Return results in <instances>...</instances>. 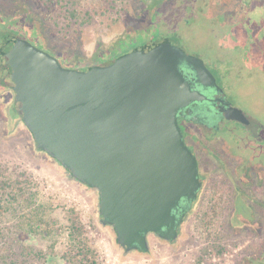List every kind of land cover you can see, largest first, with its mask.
Listing matches in <instances>:
<instances>
[{"label": "rangeland", "instance_id": "1", "mask_svg": "<svg viewBox=\"0 0 264 264\" xmlns=\"http://www.w3.org/2000/svg\"><path fill=\"white\" fill-rule=\"evenodd\" d=\"M187 1L178 0L179 6L186 7ZM245 1L253 3V6L247 7L244 0H229L230 5L227 2L228 5L220 8L224 9L222 15L234 25L232 31L227 27V37L209 34L211 23L206 5L197 15L196 38L188 46L191 49L175 42L191 54L188 56L196 62L193 66L205 89L214 84L218 86L216 77L220 82L218 87L229 88L228 98L241 109L238 119L246 123L223 124L225 134L219 140L232 145L236 154H242L243 158L237 161L231 156L227 159V165H221L219 160L225 154L222 143L219 141L211 145L221 158L214 160L209 154L204 155V159L210 163L212 178L208 179L201 194V202L184 224L180 239L169 243L150 234V250L147 253H125L117 242L113 227L101 222L99 193L72 178L55 159L37 150L33 135L15 109L14 93L0 83V164L12 169L20 167L34 175L39 182L42 199L55 207L54 215L60 226L59 233L47 238L30 237L24 246L46 252L50 259L48 264H66L62 255L69 247L67 227L72 213H76L102 264H249L247 251L260 243L254 235L255 223L264 220V144L259 137L263 134L264 138V41L254 47V44L249 46L251 43L248 42V49L240 50L239 44L231 38L235 31H241L248 18V30L261 27L263 31H258L256 35L264 40V18L260 19L258 25L249 22V19L257 21L261 10L263 16L264 0ZM149 3L150 0H0V43L6 36H15L49 54L53 53L52 56H56L66 69H88L89 65L100 61L119 45L128 43L135 36H146L149 25L146 9ZM256 7L259 11L253 10ZM244 10H248L246 15ZM149 14L150 18L154 17V13ZM171 14L169 11L162 16L169 17ZM171 23L176 25L173 21ZM172 32L187 34L190 30L181 25L168 34ZM230 68L233 72L228 75L226 71ZM193 131L200 140L203 139L200 130L194 128ZM244 164L249 170L260 171L262 179L253 175L254 183L244 189L248 201L245 210H241L236 208L231 191L240 186L237 168L241 170L239 165L243 167ZM225 169L236 172L229 177L222 171ZM216 182H221L222 188L228 190L227 204L222 207L221 204L214 207L215 198L208 199L212 195L208 187ZM219 194V202L223 203L224 194ZM209 208L212 212L216 208L218 213L213 212L216 214L215 235L205 240L197 227ZM250 219L254 220L253 224ZM2 221L5 229L13 226L7 219ZM261 241L264 244V238Z\"/></svg>", "mask_w": 264, "mask_h": 264}, {"label": "water", "instance_id": "2", "mask_svg": "<svg viewBox=\"0 0 264 264\" xmlns=\"http://www.w3.org/2000/svg\"><path fill=\"white\" fill-rule=\"evenodd\" d=\"M9 39L0 83L14 92L37 147L99 193L101 222L126 254L147 253L150 234L174 241L181 201H194L201 187L178 123L180 111L208 98L196 89L206 87L196 62L162 43L110 66L66 69L29 41Z\"/></svg>", "mask_w": 264, "mask_h": 264}, {"label": "flooded vegetation", "instance_id": "3", "mask_svg": "<svg viewBox=\"0 0 264 264\" xmlns=\"http://www.w3.org/2000/svg\"><path fill=\"white\" fill-rule=\"evenodd\" d=\"M227 2L228 4L230 3L229 0H188L187 1L188 4L186 5V7L183 8L179 6L178 0H150V3L148 4V7L146 9L148 10L147 16H148V23H149L148 28L146 29V32H145L146 36H144L143 34H142L143 36L141 35L135 36L128 43L121 44V46L119 45L118 46L119 48L109 52L108 54H105L100 59V61L89 65V67L110 66L113 63H115L119 58L133 52L139 47L142 48V46L148 47V46L158 45L162 43H170L174 47H178L180 50L183 51L184 49L180 47L179 45L177 46L176 43L180 44L181 46L184 45L188 48V46L191 45V40L192 41L195 40L196 38L195 28L198 24L197 15L201 13V11L206 5H208V13L210 16V23H211L209 34L210 35L213 34L214 37L218 36L219 38L225 37L227 34L225 32H228V30L232 31V28L234 27L230 19L226 17L225 15H222V12L224 9L223 10L220 9L221 7H224L225 5H228L226 4ZM244 3H246V6L248 5L247 7L249 8L253 6V3L251 2L249 3L244 0ZM258 9L259 8L256 7L253 10L259 11ZM169 11L170 13H172L171 16L169 17L162 16V15L168 14ZM150 12L154 13L153 18H150V14H149ZM244 12H245L244 15H246V13H248V10H244ZM259 13L260 15L257 21H251V19H249V22L250 23L256 22V24L258 25V23L260 22V18L262 17L261 15L262 10ZM159 16H162L163 18L162 17L159 18ZM175 19L178 20L177 24H176L177 20L175 21ZM171 21H173V24H176V25H172ZM247 21H248V18H246V24H245V20L243 19V22L245 25L242 24L243 26L241 28V31L239 33L235 31L234 36L231 38L234 42L239 44L240 50L244 49L248 45V42L251 43L249 46L254 44L252 46L254 47L256 45H261L262 44L261 42L264 41L263 38L259 39V37H257L258 34L256 35L258 31H263L262 28L261 27L258 28L256 26L255 28L252 27L253 28L252 30L250 29L248 30ZM180 24L186 27V29L189 28L190 32L187 33L189 36L185 37L187 34H185L184 32H182L181 34L179 33L175 34L173 32L172 34H168L169 31L175 30V28L177 27L180 28L181 27ZM220 26H222L223 28ZM227 27H229L228 30H227ZM220 29H222V31H219ZM174 35H177L175 37L176 38L175 40L173 39ZM248 47H246V49H248ZM188 49L190 50L191 48H188ZM52 54L53 53H51V55ZM185 54L191 55V54H188L187 51H185ZM195 57L198 58L197 55H195ZM232 72H233L232 68L226 71L228 75L232 74ZM228 75H226V77ZM216 81H217L216 82L217 85L219 86L220 82L218 81L217 77H216ZM213 86L215 87L216 85L214 84ZM218 88H220L222 92L220 91L219 93L216 92L212 86L209 87V89L196 88V89H199V91H201L208 97L207 100H204L202 102L193 103L191 106L180 111V114L178 116V123H179L180 129L183 132L184 141L186 145L188 146V148L192 151V153L194 154L197 160L198 176H199V181L201 183V187L194 201H189L187 199H183L181 201V206L177 214V222H176L177 233H178L177 238L174 241H168V240L161 238L159 235H156L160 239L165 240L169 243H175L180 239L182 232H183L182 230H183L184 224L189 219V216L194 211V208L196 207V205H198V203L201 202V199H202L201 194L203 193L206 187L208 179L212 178L210 174V169H209L210 163L208 160L204 159V155L209 154V156H212L215 158L214 160L221 158V156H219L218 153L213 150L214 147H211V145H215L217 142H219L220 137L223 136V134H225L224 133L225 130L222 128V125L226 124L227 122H231V123L234 122L238 124L246 123V122H242L241 120L235 118L234 116L236 111L241 110V109L240 108L238 109V107L228 98L229 88L223 87V86H220ZM225 98H227V100L232 104V106L229 107L225 105V102H226ZM194 128H197V130H200L203 139L200 140L197 137V135L193 131ZM262 131L264 132V129ZM259 137L262 140L261 142L264 144L263 134L260 135ZM202 140L205 142H203ZM206 142H208V144H206ZM220 142L222 143V146H221L222 152L225 151V154H224L225 156L222 155L223 159L219 160L220 161L219 163H221V165H223V163L226 164L227 159L231 156L235 157L237 161L238 159L242 160L243 155L242 154L241 156L237 155L232 145L227 144L223 140ZM41 152L49 155L46 151L41 150ZM239 168L241 170H239L238 168L237 170L240 174V186L238 188L235 187L234 192L231 191V197L232 195H234L233 199H234V204H236V208L245 210V205L248 201V195L246 194V191H244V189L246 188L248 184L254 183L253 175L256 176L257 179H262V174L257 169H254V168H252L254 170L247 169L248 167L246 164H244L243 167L239 165ZM242 168H244V170ZM222 171H224V174L229 177L231 176L230 174L236 172L231 169H225ZM263 181L264 180H262V182ZM220 183L221 182H216L213 184L212 187H208L209 188L208 190H211L212 192L211 193L212 195L208 199L212 200V198H215V200H213L214 207H218L219 204H221V207L224 206V204L225 205L227 204L225 200L228 199L226 196L228 190H224V188H222ZM219 193L224 194L223 196L224 200L221 199L223 200V203L219 202V199H218V197H220ZM216 194H219V196ZM258 202L261 203L260 201ZM250 221L252 224L254 223L253 219H250ZM254 229L256 231L254 235L257 238V240H260L259 241L260 243L257 244V247L251 248V250L247 251L246 258L249 264H264V244L262 243L263 241H261L264 238V220L256 221ZM134 252H141V251L137 250Z\"/></svg>", "mask_w": 264, "mask_h": 264}, {"label": "trees", "instance_id": "4", "mask_svg": "<svg viewBox=\"0 0 264 264\" xmlns=\"http://www.w3.org/2000/svg\"><path fill=\"white\" fill-rule=\"evenodd\" d=\"M10 37L15 36H6L1 41L0 53ZM36 148L41 152L37 144ZM39 189V182L27 170L0 164V264H48L50 261L46 252L24 246L30 237L47 238L60 231L54 215L55 207L42 199ZM207 211L197 227L205 240L215 235L214 213H218L216 208H213L214 213L211 208ZM2 219L9 220L13 226L5 229ZM67 230L69 247L62 255L66 264H102L78 214L72 213Z\"/></svg>", "mask_w": 264, "mask_h": 264}]
</instances>
